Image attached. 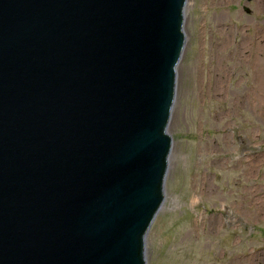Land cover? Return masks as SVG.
Returning <instances> with one entry per match:
<instances>
[{"label": "water", "instance_id": "1", "mask_svg": "<svg viewBox=\"0 0 264 264\" xmlns=\"http://www.w3.org/2000/svg\"><path fill=\"white\" fill-rule=\"evenodd\" d=\"M187 0H0V264H145Z\"/></svg>", "mask_w": 264, "mask_h": 264}, {"label": "rangeland", "instance_id": "2", "mask_svg": "<svg viewBox=\"0 0 264 264\" xmlns=\"http://www.w3.org/2000/svg\"><path fill=\"white\" fill-rule=\"evenodd\" d=\"M256 1L187 0L165 200L146 264H264V108L242 101L253 73L234 54L264 35Z\"/></svg>", "mask_w": 264, "mask_h": 264}, {"label": "bare ground", "instance_id": "3", "mask_svg": "<svg viewBox=\"0 0 264 264\" xmlns=\"http://www.w3.org/2000/svg\"><path fill=\"white\" fill-rule=\"evenodd\" d=\"M215 2H218L219 4H225L229 3L230 0H215ZM256 5H261L259 6L260 11L264 10V0H257ZM234 54L236 57L235 61H237L240 66H249L253 73L252 85L250 87V90L242 92L240 94L241 99L254 111L259 112L260 109L264 108V105H261V103L259 102V97H264V35L259 36L255 34L249 40L248 44H246V42H243L242 45H238L235 49ZM225 74L226 72L224 73V75ZM223 77L225 78V76H219V87H221V81ZM261 111L264 116V109H262ZM241 162H243L242 158L234 161V164L239 165ZM257 212L262 213V209L259 208Z\"/></svg>", "mask_w": 264, "mask_h": 264}]
</instances>
